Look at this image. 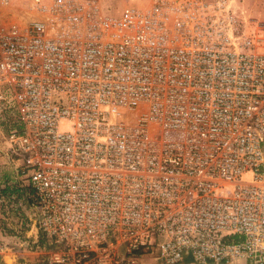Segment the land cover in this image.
Returning <instances> with one entry per match:
<instances>
[{
	"label": "built area",
	"instance_id": "1",
	"mask_svg": "<svg viewBox=\"0 0 264 264\" xmlns=\"http://www.w3.org/2000/svg\"><path fill=\"white\" fill-rule=\"evenodd\" d=\"M0 131L31 264H264V25L233 0H0Z\"/></svg>",
	"mask_w": 264,
	"mask_h": 264
},
{
	"label": "rangeland",
	"instance_id": "2",
	"mask_svg": "<svg viewBox=\"0 0 264 264\" xmlns=\"http://www.w3.org/2000/svg\"><path fill=\"white\" fill-rule=\"evenodd\" d=\"M99 5L111 12L119 11L123 6L133 0H97ZM251 20L259 21L264 25V0H233ZM0 131V246L4 250L0 251V264H18L27 262L31 264L33 257L29 247L33 246L31 241L35 237L34 229L30 231L29 220L25 214L17 215L15 206L17 201L11 196L22 189L28 190L25 179L19 173L18 158L7 149L2 139ZM6 248V249H5ZM22 248V251L19 249ZM22 256V257H20ZM141 264H159L152 255L143 256ZM184 264H197L189 258ZM231 264H243L242 261Z\"/></svg>",
	"mask_w": 264,
	"mask_h": 264
},
{
	"label": "trees",
	"instance_id": "3",
	"mask_svg": "<svg viewBox=\"0 0 264 264\" xmlns=\"http://www.w3.org/2000/svg\"><path fill=\"white\" fill-rule=\"evenodd\" d=\"M17 193V192H16Z\"/></svg>",
	"mask_w": 264,
	"mask_h": 264
}]
</instances>
